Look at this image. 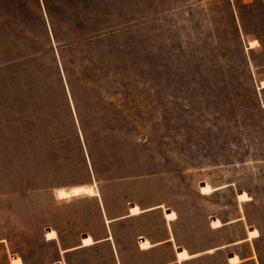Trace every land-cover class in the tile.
<instances>
[{
  "label": "rangeland",
  "instance_id": "obj_1",
  "mask_svg": "<svg viewBox=\"0 0 264 264\" xmlns=\"http://www.w3.org/2000/svg\"><path fill=\"white\" fill-rule=\"evenodd\" d=\"M154 205L264 264V0H0V264H149Z\"/></svg>",
  "mask_w": 264,
  "mask_h": 264
},
{
  "label": "crops",
  "instance_id": "obj_2",
  "mask_svg": "<svg viewBox=\"0 0 264 264\" xmlns=\"http://www.w3.org/2000/svg\"><path fill=\"white\" fill-rule=\"evenodd\" d=\"M262 81L263 80H261V82ZM130 204H137V203L132 202ZM130 204H129V206H130ZM158 205H160V204H158ZM158 205H154L157 207H154L151 209H148V208L153 207V206H150L147 208L141 207L142 211L137 213V214H131L130 210H129L130 208H129L128 212L125 214H122V215L116 216V217H112V218H108V217L107 218L110 219L111 220L110 223H112L114 221L129 220L130 218H135V217H139L142 215L144 217V215H149L151 211H156V210H159L161 208H164V214L162 213L159 215V217H160L159 229L157 231H154L151 228H149L150 226L147 227V229L144 230L143 233L138 236L137 242H135V246L137 247V249H139L141 252L146 253L147 257L149 256V264H186V261L193 259L195 257H198L200 255V253L192 252L189 248L182 247L177 243V241H176L177 236H176L175 231L173 229V221L177 218L169 221L165 217V211H171L172 209H170V208L165 209V207H160ZM102 209L105 212L103 204H102ZM159 211H161V210H159ZM147 213H149V214H147ZM177 217H178V215H177ZM110 223H107V224H110ZM88 235H90V234H88ZM85 236H87V235H85ZM144 239H148L151 243V245L147 248H142L140 246V241L144 240ZM95 241L96 242L94 244L106 242V241L112 242L111 249H112V253L114 255L116 264H124V261H123L122 255H121V249H120L118 243H116L114 234L112 233L111 229H109V232L107 233V235H105L104 237L95 239ZM241 241H243V240H241ZM236 242H234V243L238 244ZM83 247H86V246H81V244H80V245H76V246L69 247V248L62 249V250H64L63 253H66V252L76 250L79 248H83ZM222 247H223V245L216 247V248H213V249L215 250V249H219ZM183 248H186L188 250V252L193 256H191L190 258L180 260L178 258L177 253L179 250H182ZM62 250H61V252H62ZM233 254H236V253L230 254L229 257L232 256ZM59 262L61 263L62 261H59Z\"/></svg>",
  "mask_w": 264,
  "mask_h": 264
},
{
  "label": "bare ground",
  "instance_id": "obj_3",
  "mask_svg": "<svg viewBox=\"0 0 264 264\" xmlns=\"http://www.w3.org/2000/svg\"><path fill=\"white\" fill-rule=\"evenodd\" d=\"M202 185H204V184H202ZM93 193H94V191H93L92 187L82 185V186H74V187H71L70 189L60 188L57 191V196L59 198H71V197H76V196L82 195V194H93ZM238 194H240V193H238ZM134 205L135 204H131L130 207H132ZM179 251H181V250H179Z\"/></svg>",
  "mask_w": 264,
  "mask_h": 264
},
{
  "label": "water",
  "instance_id": "obj_4",
  "mask_svg": "<svg viewBox=\"0 0 264 264\" xmlns=\"http://www.w3.org/2000/svg\"><path fill=\"white\" fill-rule=\"evenodd\" d=\"M60 263V262H59Z\"/></svg>",
  "mask_w": 264,
  "mask_h": 264
}]
</instances>
